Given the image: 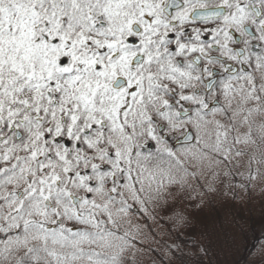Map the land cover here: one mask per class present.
Masks as SVG:
<instances>
[{"label": "snow or ice", "instance_id": "obj_1", "mask_svg": "<svg viewBox=\"0 0 264 264\" xmlns=\"http://www.w3.org/2000/svg\"><path fill=\"white\" fill-rule=\"evenodd\" d=\"M257 215L264 0H0V264H232Z\"/></svg>", "mask_w": 264, "mask_h": 264}, {"label": "trees", "instance_id": "obj_2", "mask_svg": "<svg viewBox=\"0 0 264 264\" xmlns=\"http://www.w3.org/2000/svg\"><path fill=\"white\" fill-rule=\"evenodd\" d=\"M258 225L259 221L253 223L252 228L248 230V237L242 242L239 251L229 258L232 264H246L250 258L248 254L252 253L254 249H258L261 243H264V234L259 232ZM242 256H246V258L243 259Z\"/></svg>", "mask_w": 264, "mask_h": 264}, {"label": "rangeland", "instance_id": "obj_3", "mask_svg": "<svg viewBox=\"0 0 264 264\" xmlns=\"http://www.w3.org/2000/svg\"><path fill=\"white\" fill-rule=\"evenodd\" d=\"M258 221H259V215H257V216L255 217L254 222H258ZM257 229H259V225H258ZM248 230H250V228H249ZM259 232H260V230H259ZM260 233H261V232H260ZM261 234H262V233H261ZM248 256L250 257L249 259L252 258L250 254H248ZM244 257L246 258V256H242L243 259H244ZM231 259H232V258H231ZM233 260H234V259H233ZM246 264H247V263H246Z\"/></svg>", "mask_w": 264, "mask_h": 264}]
</instances>
